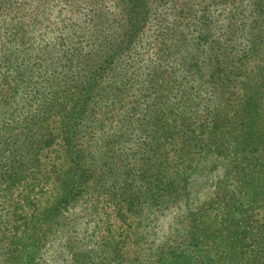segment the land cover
Listing matches in <instances>:
<instances>
[{
  "label": "rangeland",
  "instance_id": "1",
  "mask_svg": "<svg viewBox=\"0 0 264 264\" xmlns=\"http://www.w3.org/2000/svg\"><path fill=\"white\" fill-rule=\"evenodd\" d=\"M2 1L13 3L10 13L0 9V24L12 14L21 15V6L31 14L34 9L45 13L48 1V38L56 35L53 27L62 22L58 17L70 16V28H93L94 36L113 37L116 44L126 28L122 0ZM145 1L144 26L125 56L112 63L109 79L91 87V110L76 124L73 149L87 169L83 185L73 166L77 159L62 147V129L54 119L32 122L23 119L31 113L19 108L2 118L0 140L8 145H0V158L12 156L19 169L8 181L0 176V264H247L250 254L264 244V181L258 169L250 168L254 165H247L249 160L240 163L253 176L245 186V192H255L252 203L251 194L242 195L237 187L241 171L234 169V161L239 152L233 157L227 148L221 150L210 169L192 153L198 149H190L196 126L212 117L231 118L234 101L224 107L203 77L185 73L182 50L197 32L206 30L210 35L204 42L213 46L208 54L217 46L232 47L228 56L238 66L235 59L246 51V72L226 81L232 88L225 87L224 97L237 96L243 76L253 75L259 66L264 69V17L259 10L264 0ZM69 33L64 29L62 34ZM2 35L0 30V48ZM249 44L255 49L246 50ZM101 73L89 74L97 80ZM85 77L80 73L74 78ZM241 126L236 124L232 134L240 133ZM168 129L174 130L172 138L162 141V154L152 156L154 136ZM11 148L14 155H8ZM260 155L264 158V151ZM209 158L213 162L216 156ZM157 161L159 175L173 179L174 185L153 196L149 182ZM231 190L239 191V199L225 204L224 193ZM223 222L226 229L220 226ZM214 234L223 235V241ZM198 239L202 245L195 244ZM230 240L235 241L232 252L227 248ZM181 251L188 253L186 263H181L186 261ZM261 255L257 264H264V251Z\"/></svg>",
  "mask_w": 264,
  "mask_h": 264
},
{
  "label": "trees",
  "instance_id": "2",
  "mask_svg": "<svg viewBox=\"0 0 264 264\" xmlns=\"http://www.w3.org/2000/svg\"><path fill=\"white\" fill-rule=\"evenodd\" d=\"M121 2L123 4L122 9L126 28L122 32L121 37L123 38L120 44L114 43L113 37H107L108 40H106L105 35L99 36L97 32L94 33L96 35L94 36L93 32H91L93 28L80 27L79 24L78 27L80 29L78 31H76L78 27L75 30L70 28L69 26H71L73 21L70 16L68 17L69 19L58 17V22H62L60 25L53 27L56 35L48 38L46 36L49 33L47 25L51 24L48 23L50 22V16L47 13V8H49L48 1L45 2V13L34 9V13L31 14L29 10L22 9L21 6V10H24L21 15L16 17L14 16L16 14H12L7 19V23L1 19L0 30L3 32L2 39L4 40L2 43L3 48H0V127H2V118L8 115L11 116L17 108L28 110L31 114L24 116L23 119L27 118L32 122H37L41 119H54L62 129L60 137L62 147L68 155H70L69 151H71L70 153L73 155L71 157L77 159V162H73V166L79 172L77 178L80 181V185H83L86 180L87 169H84L80 164V152L73 149V139L77 133L76 124L83 121L87 116V112L91 110V102L89 101L91 100V87L100 85L96 84V81L100 79H109V75L112 73V63L115 64L118 57L125 56L130 49L132 40L142 29L148 16V6L145 0H122ZM11 3L13 2L0 0L1 11L10 13L9 7ZM259 10H262V12L260 11L262 14L260 16L263 18L264 1ZM260 16L258 15L256 20H259ZM21 17L26 19L25 23ZM15 18L18 20H15ZM64 29L70 33L68 35L62 34ZM35 34H38V36L36 37ZM208 35L210 34L206 30L197 32L192 39H189L192 41L190 46H185L182 49L184 72L189 74L192 71V73L198 74V78L203 77L202 82L207 84L208 91L218 94V102H222L224 107H229L231 105L229 100H233L234 104L231 105V110L233 109L232 117L218 119L212 117L208 119L204 126L201 127V124L197 125L198 132L190 136L189 142H192L190 149L197 148L198 150L192 153L202 157L203 166L209 165L210 169L215 168L214 163L220 158L218 156L221 155V150L223 151L227 148L233 157L239 152L241 157L238 160L237 156H235L236 161H234V169L241 171V180L237 182V187L242 190V195L251 194L249 202L253 203L255 192H245V186L247 182H253V176L245 172V169L240 167V163L243 160H249L247 165L253 164L254 166L250 168L256 167L258 169L256 172L259 171V175L264 181V158L260 155L264 149L262 147L258 149L264 137L262 129L264 127V69L259 66L253 72V75L243 76L244 80L239 84L237 89L239 94L237 96L234 97L232 94L230 95L231 98L224 97L225 87L229 86L230 89L232 88L226 82L228 77L234 78L235 74H240V71L246 72L243 69L242 59L247 52L241 50L243 52L235 59V61L239 62V65L234 66L230 62L231 58L229 59L227 52L232 47L226 49V47L217 46L212 54H208V50L213 47L204 42ZM69 36H74V40ZM44 38L46 39L43 40ZM39 40L43 41L42 45L39 44ZM87 41L91 44L87 43ZM204 43L206 47L202 46ZM89 46H92V51ZM250 49H255V46L249 44L246 50ZM232 61L234 60L232 59ZM94 62L95 65H93ZM234 64L236 63L234 62ZM241 64L242 66H240ZM202 67L206 68L201 70ZM99 69L102 70V73L97 76V80L90 77L91 73H97ZM74 70L75 74H73ZM80 73L81 77H86L75 80L74 77L77 74L79 76ZM236 77L239 78V76ZM116 80L120 82L118 78ZM110 89L116 90L113 87H110ZM112 93L110 92L109 94ZM33 110H36V112L32 114ZM238 123L242 125L240 133L233 135L232 131H236V124ZM173 134L174 130L172 129L158 130L157 136H154L153 142L156 144L153 146L152 156L162 154L160 152L163 148L162 141L165 140L166 142L169 137L172 138ZM165 136L168 138H164ZM158 137L160 140L157 141ZM190 143H188V146ZM1 144L7 146L8 142L7 140H0ZM181 149L182 147L177 148L179 154L183 153ZM190 149L187 147V154L191 152ZM13 152L14 148H11L8 151V155H14ZM212 154L216 156L213 162L209 158ZM159 165V161L153 163V177L151 176L152 179L149 182L154 189L152 191L153 196L155 192L162 190V188L170 191L171 188L169 187L174 185L173 179L164 180L159 175ZM18 169L19 167L12 156H9L7 160L0 158V176H3L5 180H10L13 175L17 174ZM180 181L185 183L183 179ZM224 194L226 196L224 203L229 204L231 202L233 204V197L239 195V191L231 190ZM235 199L238 200L239 198L236 197ZM227 224H230V222L227 221ZM246 225L252 229L248 223ZM220 226L222 229H226L224 222ZM220 226L216 229L218 233H221L218 230L221 229L219 228ZM204 237L201 236L200 238ZM214 238L218 241H223V235L214 234ZM196 243L202 245L203 242L198 239ZM234 243L235 241L230 240L227 244V248L231 252ZM261 245L255 252L250 254L247 264H257L258 261H262L263 255L261 253L264 251V244L262 243ZM180 257L186 259V261L181 263H186L189 260L186 252L181 251Z\"/></svg>",
  "mask_w": 264,
  "mask_h": 264
}]
</instances>
